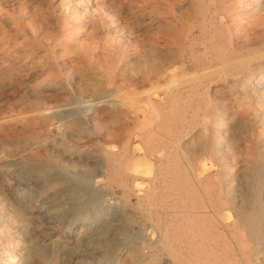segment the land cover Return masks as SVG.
<instances>
[{
  "label": "rangeland",
  "instance_id": "obj_1",
  "mask_svg": "<svg viewBox=\"0 0 264 264\" xmlns=\"http://www.w3.org/2000/svg\"><path fill=\"white\" fill-rule=\"evenodd\" d=\"M263 190L264 0H0V264H264Z\"/></svg>",
  "mask_w": 264,
  "mask_h": 264
},
{
  "label": "bare ground",
  "instance_id": "obj_2",
  "mask_svg": "<svg viewBox=\"0 0 264 264\" xmlns=\"http://www.w3.org/2000/svg\"><path fill=\"white\" fill-rule=\"evenodd\" d=\"M234 15V14H233ZM214 38V37H213ZM222 55V54H221ZM263 55V54H262ZM227 56V55H226ZM154 66V65H153ZM155 68V67H154ZM165 70V69H164ZM155 71V70H154ZM161 71V70H160ZM156 73H159V72H156ZM156 75V74H155ZM154 77V76H153ZM161 78V77H160ZM156 79V78H155ZM151 80H152V78H151ZM254 83V82H253ZM165 85H167V83L165 84ZM159 87H160V85H158ZM166 87V86H165ZM159 89V88H158ZM255 89V88H254ZM260 89V88H259ZM255 91V90H254ZM261 95V94H260ZM111 97V96H110ZM114 99V98H113ZM111 99L109 98V99H106L105 101H110ZM87 101V100H86ZM90 101V100H89ZM102 101L100 100V101H96V102H91L89 105L90 106H92V107H95V106H98L100 103H101ZM72 110V109H71ZM70 110V111H71ZM79 112V111H78ZM80 113V112H79ZM82 114H85V111L83 112H81ZM223 119V118H222ZM226 124V123H225ZM127 144H128V142H127ZM163 149V148H162ZM169 149V148H168ZM165 150V149H164ZM172 154V153H171ZM261 155V154H260ZM259 155V156H260ZM262 156V155H261ZM172 157V156H171ZM258 158V157H257ZM258 160V159H257ZM177 164V163H176ZM257 164V163H256ZM260 164V163H259ZM178 165V164H177ZM179 166V165H178ZM177 167V166H176ZM190 168V167H189ZM116 170V169H115ZM260 171V170H259ZM118 172V171H117ZM114 174V173H113ZM259 175H260V173H259ZM263 175V174H262ZM257 178V177H256ZM179 181V180H178ZM181 181H183V180H181ZM185 181H187V183H190V182H188V180H185ZM258 182V181H257ZM262 182V181H261ZM181 183V182H180ZM179 183V184H180ZM188 185V184H187ZM186 186V185H185ZM184 186V187H185ZM189 186H190V184H189ZM260 186V185H259ZM182 187H183V184H182ZM192 188V187H191ZM193 188H194V186H193ZM183 189V188H182ZM187 189H188V187H187ZM173 190H174V188H173ZM260 190V189H259ZM175 191V190H174ZM181 191V190H180ZM264 191V190H263ZM190 192V191H189ZM193 192H194V189H193ZM177 193V192H176ZM180 193H182V192H180ZM187 193V192H186ZM257 193V192H256ZM193 194V193H192ZM258 194V193H257ZM262 194V193H261ZM259 195V194H258ZM259 198V197H258ZM190 199V198H189ZM262 200V199H261ZM263 201V200H262ZM245 203V202H244ZM257 204V203H256ZM243 207V206H242ZM247 207V206H246ZM261 207V206H260ZM237 209H238V207H237ZM256 211V210H255ZM238 217H239V225H243V227H245L246 228V230L248 231V233H249V235H250V238H248V239H251V240H254L256 243H259L260 244V242L263 240L264 241V207H261V210L259 211V212H249V213H244V214H238ZM202 224V223H201ZM203 225V224H202ZM201 225V226H202ZM233 225V224H232ZM193 227V226H192ZM203 227V226H202ZM191 228V227H190ZM193 228H195V227H193ZM200 229H201V227H199ZM189 229V228H188ZM200 229H199V231H200ZM203 229V228H202ZM205 229V228H204ZM240 229V228H239ZM193 230V229H192ZM208 230V229H207ZM185 231V230H184ZM189 231H187V233H188ZM191 232V231H190ZM194 232V231H193ZM196 232H198V228H197V231ZM202 232H204V231H201V233ZM240 232V231H239ZM241 232H243V231H241ZM237 233V232H236ZM193 234V233H192ZM239 234V233H238ZM199 235H202V234H199ZM241 235V234H240ZM248 235V234H247ZM203 236V235H202ZM247 237V236H246ZM168 238V237H167ZM200 238V237H199ZM198 238V239H199ZM204 238V237H203ZM202 238V239H203ZM239 238V237H238ZM242 238V237H241ZM164 239V238H163ZM196 239V238H195ZM195 239H193V240H195ZM201 239V240H202ZM207 239V238H206ZM235 239V238H234ZM166 240H168V239H166ZM200 240V241H201ZM212 240V239H211ZM233 240V239H232ZM165 241V240H164ZM207 241V240H206ZM214 241V240H213ZM234 241V240H233ZM195 242V241H194ZM216 242V241H215ZM250 242V241H249ZM193 243V242H192ZM200 243V242H199ZM172 244V243H171ZM204 244V243H203ZM251 244H252V242H251ZM255 244V243H254ZM258 244V245H259ZM232 245V244H231ZM168 246H170L169 244H168ZM198 246V245H197ZM204 246V245H203ZM218 246V245H217ZM252 246H253V244H252ZM167 247V246H166ZM261 247V246H260ZM259 247V248H260ZM164 248V247H163ZM197 248V247H196ZM205 248V247H204ZM234 248V247H233ZM236 248V247H235ZM258 249V248H257ZM238 250V249H237ZM255 251V250H254ZM260 251V250H259ZM172 252V251H171ZM238 252V251H237ZM242 252V251H241ZM240 252V253H241ZM206 253V252H205ZM214 253V252H213ZM218 253V252H217ZM247 253V252H246ZM246 253H244V254H246ZM176 255V254H175ZM198 255V254H197ZM201 255V254H200ZM206 255V254H205ZM241 255V254H240ZM248 255V254H247ZM250 255V254H249ZM178 256V255H177ZM182 256V255H181ZM255 256H256V254H255ZM184 257V256H183ZM262 257V256H261ZM174 258V257H173ZM181 258V257H180ZM185 258V257H184ZM241 258V257H240ZM249 258V257H248ZM256 258V257H255ZM264 258V257H263ZM263 258H262V261H263ZM174 259H176V258H174ZM215 259V258H214ZM217 259V258H216ZM6 260V259H5ZM177 260V259H176ZM175 260V261H176ZM179 260V259H178ZM181 260V259H180ZM219 260H221L220 258H219ZM247 260V259H246ZM214 261V260H213ZM216 261V260H215ZM223 261V260H222ZM11 262V261H10ZM211 262V261H210ZM217 262V261H216ZM236 262V261H235ZM12 263V262H11ZM182 263V262H181ZM225 263V262H224ZM262 263V262H261ZM188 264H189V262H188ZM218 264H219V262H218ZM228 264V263H227ZM251 264V263H250Z\"/></svg>",
  "mask_w": 264,
  "mask_h": 264
}]
</instances>
